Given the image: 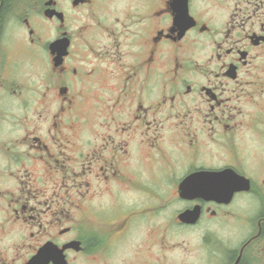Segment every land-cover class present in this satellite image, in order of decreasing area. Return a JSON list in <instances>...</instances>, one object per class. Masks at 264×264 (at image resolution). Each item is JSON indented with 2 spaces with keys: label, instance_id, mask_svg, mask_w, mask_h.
<instances>
[{
  "label": "flooded vegetation",
  "instance_id": "obj_1",
  "mask_svg": "<svg viewBox=\"0 0 264 264\" xmlns=\"http://www.w3.org/2000/svg\"><path fill=\"white\" fill-rule=\"evenodd\" d=\"M0 264H264V0H0Z\"/></svg>",
  "mask_w": 264,
  "mask_h": 264
}]
</instances>
